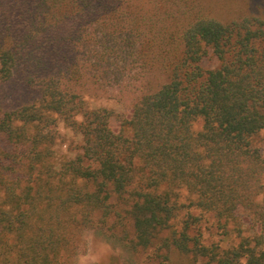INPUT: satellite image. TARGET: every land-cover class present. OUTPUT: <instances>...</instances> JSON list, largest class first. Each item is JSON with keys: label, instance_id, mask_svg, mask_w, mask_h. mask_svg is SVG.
<instances>
[{"label": "trees", "instance_id": "trees-1", "mask_svg": "<svg viewBox=\"0 0 264 264\" xmlns=\"http://www.w3.org/2000/svg\"><path fill=\"white\" fill-rule=\"evenodd\" d=\"M232 1L0 0V83L30 95L0 98V264H77L86 230L133 253L158 240L161 264H264L261 231L219 250L198 230L264 213V11ZM121 63L139 76L126 109L92 107ZM58 120L74 157L55 158Z\"/></svg>", "mask_w": 264, "mask_h": 264}, {"label": "rangeland", "instance_id": "rangeland-1", "mask_svg": "<svg viewBox=\"0 0 264 264\" xmlns=\"http://www.w3.org/2000/svg\"><path fill=\"white\" fill-rule=\"evenodd\" d=\"M259 1L261 2L258 6H262L261 8L264 11V2H262V0H254L255 3ZM249 2L245 0H233L232 4H238L246 8L253 7L251 1ZM215 64L216 61L214 59H207L204 62L206 67H213ZM120 65H125L124 71H126V73L122 75H108L107 77H110L111 82L104 83L103 89L99 92L101 98L90 101L92 107L102 105L112 109L115 114L124 112L129 104L131 93L129 90H124V87L121 86L123 84V79L128 80L129 78H137L139 76L135 74L136 72L133 73V71L137 69L135 64L121 63ZM104 95H109V97H103ZM29 96L30 95L23 90L16 79L6 83H0V98L5 100L4 102L8 104H16L27 99ZM112 96H114V98ZM200 126V121L194 123V128L196 130L200 129ZM262 137V135L257 137L256 143L262 141ZM81 144V136L67 127L61 120H58L57 137L54 145L55 158L61 160L63 158L74 157L80 152ZM192 197V195L181 189L179 191L178 202L185 204L189 203ZM260 199L261 196L257 198L258 201ZM124 207L125 206L121 204L117 206L122 219L115 223V227L113 228V232L116 235L123 234L124 230H127L129 235L132 233L131 222L126 218ZM184 212V210H180L178 217H181ZM192 212L195 214L200 213L197 209H192ZM236 217L237 218L227 223L226 228H222L221 224L216 221L211 213H203L198 226L203 243L206 245L218 246L219 250L230 247L238 241V228L241 229L243 235H251L253 231H261L264 240V213L263 216L261 215L260 217L258 216V218H253L252 214L239 211ZM112 222L113 219L109 221V224ZM164 235H166L165 231L159 234L160 237ZM157 245L158 240L154 246L133 253L131 251H126L125 248L117 243L95 234L92 230H86L82 234L81 248L76 257V262L77 264H161V257H156L153 254V249H158L156 248ZM159 251L161 253L166 252L164 248L159 249ZM171 259L173 261L172 264H207L208 262L206 257H200L194 260L191 255L184 256L177 253H173ZM208 264L215 263L209 262Z\"/></svg>", "mask_w": 264, "mask_h": 264}]
</instances>
